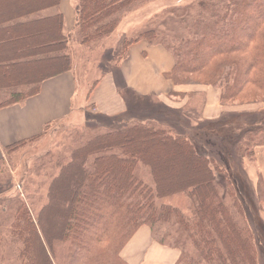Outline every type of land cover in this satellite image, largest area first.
Returning a JSON list of instances; mask_svg holds the SVG:
<instances>
[{"label":"trees","instance_id":"obj_1","mask_svg":"<svg viewBox=\"0 0 264 264\" xmlns=\"http://www.w3.org/2000/svg\"><path fill=\"white\" fill-rule=\"evenodd\" d=\"M143 1L73 0L74 20L66 33L62 0H0V61L7 62L0 65V109L24 103L39 94L44 81L64 73H72L76 86H83L86 79L80 71L90 56L80 60L71 51V42L80 44L83 53H92L115 32L123 14ZM154 18L150 25L158 19L162 26L124 40L113 68L127 57L131 45L145 41L173 58L167 78L174 85L219 91L223 107L264 102V0H195L166 8ZM48 47L55 57H36ZM23 64L31 66L33 76L11 77V69ZM99 80L92 82L85 99ZM122 95L130 107L128 118L126 113L103 121L96 118L98 125L72 131L66 150L52 154L42 165L47 171L36 185V201L45 189L46 202L38 210L27 204L31 198L7 196L12 186L3 162L10 152L41 139L54 124L45 126L41 135L4 149L0 256L2 234H8L19 264H126L122 249L138 228L146 226L153 241L179 251L175 264H264V246L256 239L229 160L223 156L226 145L216 146L208 136L195 143L192 134L168 122L143 120L135 112L137 106L160 102L158 98ZM184 97L180 114L201 120L206 94L196 91ZM195 97H203L198 108ZM241 97L248 103L226 105ZM88 110L92 111L90 106ZM116 118L123 124L110 129ZM241 132L236 153L240 161L245 155L253 161L255 148L264 147V124ZM243 146L249 147L244 156ZM177 197L185 201L169 203ZM254 198L257 222L264 230L261 180Z\"/></svg>","mask_w":264,"mask_h":264},{"label":"crops","instance_id":"obj_2","mask_svg":"<svg viewBox=\"0 0 264 264\" xmlns=\"http://www.w3.org/2000/svg\"><path fill=\"white\" fill-rule=\"evenodd\" d=\"M65 2L68 5L70 0L61 2L65 22L72 21V9L69 7V12H66ZM173 66L174 60L165 49L140 41L129 47L127 57L118 67L110 69L100 78L88 99L77 96L72 73L44 81L38 95L22 104L0 109V160L4 157L5 148L41 135L48 124L63 122L82 112H93L102 121L128 113L130 107L122 95L127 92L140 99L155 96L164 105L165 111L182 113L186 103L184 96L202 91L206 94V104L201 118L206 122L219 120L227 112L241 113L259 108L257 105L223 107L214 89L176 86L167 78ZM89 106L92 111L88 110ZM254 154L253 161L244 159L239 162L253 191L259 180L264 186V147H256ZM260 215L264 220V213ZM120 256L126 264H175L180 253L153 241L149 228L142 226L128 240Z\"/></svg>","mask_w":264,"mask_h":264},{"label":"rangeland","instance_id":"obj_3","mask_svg":"<svg viewBox=\"0 0 264 264\" xmlns=\"http://www.w3.org/2000/svg\"><path fill=\"white\" fill-rule=\"evenodd\" d=\"M193 1L195 0L143 1V3L137 8L123 14V17L121 18L115 32L106 38L102 44L93 50L92 53H83L84 48L81 47L80 44L71 42V46L73 47L71 51L75 53L78 58H81L80 60L90 56L88 60H85L86 64L84 66V71H80L81 74L85 75L86 80L85 83H83V86H76L77 96L84 97L93 81L101 78L106 73V71L114 69L112 66L117 60H119L120 47L124 40L133 38L145 30H153L157 29L158 26H162V20L159 21L157 19V21L151 25L150 22H152L153 19H155L154 17L161 14V12L166 8L186 5L192 3ZM66 2V12H69L70 7L74 16L73 0H70L68 5ZM45 14L48 15L49 13L46 12ZM73 20H68L66 22V33H70L69 29L72 27ZM25 43L29 49L31 45V38L28 37ZM41 44L45 46L48 44V42L41 41ZM55 54V52L51 53L50 47H48L47 49L43 48L36 57H55ZM91 55L93 56L91 57ZM3 64L6 65L7 62L0 61V65L2 66ZM81 69L83 70L82 66ZM77 71H75V74L79 77V73ZM10 75L11 77L13 76L15 78L16 76L14 75H17L20 78L28 79L29 77L33 76V71L31 70L30 65L23 64L18 67H13L10 71ZM196 98H199V101L196 100V108H198L200 106V101L203 100V97H195L194 99ZM244 103H248L247 98L241 97L234 100L232 104L226 103V105ZM263 103L264 102L259 103V107ZM160 104V102L154 103L150 101L146 103H140L137 106L135 112H137V115H140L141 119L143 120L154 119L161 122H168L176 127L180 132L189 133L190 135L192 134V139L195 141V143H199V140H207L206 136H208L212 144H216V146L222 144L226 145V151L223 156L229 160L230 167L228 169L234 173L232 175H234L237 181L236 187L238 189L239 200L243 206L246 216L250 218L254 225V228L252 227V229L255 230V235H257L256 239L261 242V245L264 246V230L263 227H261V225L257 222L256 218L257 210L255 207H257V202L255 203V191H253L249 186V183L247 182L242 167L239 163L241 161L236 153V147L238 145L237 139L240 135V132L245 129L257 128L264 124V109L262 110L257 108L248 112L225 116L217 122L212 123L206 122L203 119L197 120L195 117L193 118L189 114H186L185 116L179 112L167 115L163 106ZM124 117L128 118V114L126 113ZM96 118L99 119L100 116H97L93 112H82L81 114H76L73 117L64 120L63 122L54 124L50 130L45 132V135L41 139L26 143L17 150L10 152V157H8L7 160L3 162L5 175L10 176L9 183H11L12 186V188L8 191V193L11 194L7 196L19 194L23 199H26L27 197L31 198L26 199L27 204L33 205V209L38 210L40 206L46 202L45 189L40 190L41 194L38 193L39 201H36V185L43 180L42 175L47 171L45 167L43 169L42 165H45L46 162L50 160L51 156L66 150L65 148L70 142L68 135L69 133L74 130H80L82 127H84V125L86 127L98 125L95 123L97 120ZM183 121L185 122L183 123ZM122 124L123 119L116 118V123L114 125H110V129L119 128ZM103 126L109 127L106 126V123ZM244 148V146L240 148L241 154H243V156L247 154L246 150L249 149V147L247 149ZM243 149L245 153H242ZM245 158L248 159L246 155ZM184 201L185 199L183 197H177L170 199L169 203L173 205H180ZM253 208L255 209V213L253 212ZM2 238L3 244L2 253L0 256V264H19L15 255L16 246L14 243H12L10 236L8 234H4L3 236L2 234Z\"/></svg>","mask_w":264,"mask_h":264},{"label":"built area","instance_id":"obj_4","mask_svg":"<svg viewBox=\"0 0 264 264\" xmlns=\"http://www.w3.org/2000/svg\"><path fill=\"white\" fill-rule=\"evenodd\" d=\"M262 108L264 109V106Z\"/></svg>","mask_w":264,"mask_h":264}]
</instances>
